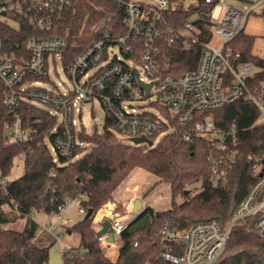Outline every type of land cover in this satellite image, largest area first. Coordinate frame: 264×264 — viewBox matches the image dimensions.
Segmentation results:
<instances>
[{"label":"built area","instance_id":"2783aa9c","mask_svg":"<svg viewBox=\"0 0 264 264\" xmlns=\"http://www.w3.org/2000/svg\"><path fill=\"white\" fill-rule=\"evenodd\" d=\"M113 1L122 12L124 33L112 35L106 32L66 64L69 42L64 32L67 33L66 14L72 0H0L1 18L7 15L4 18L19 27L18 18L25 16L27 26L35 33L17 44V50L10 54L0 40V81L5 88L3 104L14 115V120L5 125L9 142L27 141L37 132L33 126H25L19 117L20 104L24 101L58 119L59 127L53 132L61 131L49 144L56 164H60L61 159L74 161L80 158L75 151L83 146L78 137L84 127L82 107L96 101L105 111L110 130L132 145H135L133 140L142 137L155 144L160 135L174 130L172 120L189 123L201 112L242 99L256 105L260 112L258 123H264V97L258 91L253 93L248 85V80L259 68L238 61L239 55L234 56L227 47L244 32L249 16L257 8L261 7L264 12V0H240L245 4L240 8L223 6V0H205L208 10L198 12L196 20L187 21L179 29L168 24L170 0ZM204 21L209 24L211 39L202 41L196 69L179 77L165 74V69L172 64V57L162 50V41L170 46L179 42L196 44L203 36L204 28L200 24ZM115 48H118L117 52ZM139 48L143 49L140 55L137 54ZM58 64L64 68L69 85L56 83L50 77L51 68L59 76ZM142 83L151 85L148 92ZM147 100L150 101L148 106H156L157 111L137 106V102ZM195 130L211 140L212 150L207 159L213 167V186H225L228 171L235 163L237 124L222 131L212 116L206 115L195 123ZM249 160L253 158L249 156ZM252 164L255 171L262 172L259 159L253 160ZM6 181L0 178V184L5 185ZM72 202L78 204L79 214H87L81 206L82 199L78 198L58 208L54 214L58 221H72L64 215ZM114 212L115 208L98 222L99 231L105 220L111 223L107 233L99 235L98 240L108 254L115 255L112 260L118 255L120 236L132 222L122 221ZM255 215H258L257 228L264 232V172L255 188L237 207L228 225L210 220L176 230L165 222L161 237L165 250L160 259L171 264H214L225 252L234 224ZM55 227V223L48 221L42 231L50 233ZM109 237L114 241L109 242ZM134 245L138 246V241ZM62 254L64 260L74 255L69 250Z\"/></svg>","mask_w":264,"mask_h":264},{"label":"trees","instance_id":"16d2710c","mask_svg":"<svg viewBox=\"0 0 264 264\" xmlns=\"http://www.w3.org/2000/svg\"><path fill=\"white\" fill-rule=\"evenodd\" d=\"M170 2L168 24L176 29L182 27L194 12H206L209 8L205 0ZM4 17H0V40L10 54L17 50V44L35 33L27 26L25 16L18 18L19 27ZM200 26L204 32L196 44L179 42L170 46L162 41V50L172 57V64L165 69V74L179 77L196 69L201 43L211 39L208 22L204 21ZM65 29L69 42L68 59L65 60L68 64L106 32L112 35L124 33L122 12L113 0H72ZM254 43L255 37L242 32L227 47L234 56L239 55L238 61L259 68L248 80V85L253 93L258 91L264 97V58L253 54ZM142 51L139 48L137 54ZM4 97L5 88L0 81V178L7 179L5 185L0 184V264H49L52 245H45L44 238L38 239L42 230L34 215H54L67 201L78 198L82 199L81 206L87 212L93 210L94 216L69 228L71 233H80L82 250H69L74 255L65 258V264H171L160 259L165 250L161 240L165 222L176 230L210 220L228 225L237 207L255 188L264 172V123H258L260 112L249 100L242 99L201 112L189 123L172 120L174 130L152 147L122 142L110 130L108 121L103 133L97 130L87 133L83 127L78 134L83 146L75 151L80 158L74 161L61 159L60 164H56L49 144L61 131L53 132L59 127L58 119L24 101L20 104L19 117L25 126H33L37 132L27 141L9 142L5 125L14 120V115L4 106ZM162 111L168 114L166 110ZM206 115L212 116L219 130H226L233 123L239 130L238 144L234 148L235 163L228 171L227 184L218 188L213 186V167L207 159L212 150L211 140L195 130V123ZM20 156L24 158V173L8 180L15 168V160ZM249 156L260 160L262 172L254 170ZM136 169L153 174L157 178L156 184L170 186L172 207L158 212L148 207L122 233L118 257L112 260L105 255L98 240L95 216L113 200L115 190ZM196 184H200L202 190L190 196L187 188ZM177 196L185 198L180 205L175 203ZM147 215L151 227L132 233V226ZM20 218L26 219L22 230L9 227ZM257 220L258 215H255L234 224L225 252L214 264H264V232L257 228ZM46 235L50 239L49 233ZM137 241L138 246H135Z\"/></svg>","mask_w":264,"mask_h":264},{"label":"rangeland","instance_id":"374dc122","mask_svg":"<svg viewBox=\"0 0 264 264\" xmlns=\"http://www.w3.org/2000/svg\"><path fill=\"white\" fill-rule=\"evenodd\" d=\"M223 6H234V7H243L245 4L240 0H223ZM198 12H194L189 16L188 21H194L198 17ZM13 26H16L14 23H11ZM244 33L249 36L255 37V43L253 46V54L264 58V15L262 14V8H257L248 18L247 23L244 28ZM118 48H115L117 52ZM57 71L59 76L54 74L53 68L50 69V77L56 82H64L67 85L68 79L64 68L61 64L57 65ZM144 76V75H143ZM150 103L147 101L137 102V106L149 108L151 112L157 111L156 106H148ZM82 122L87 133H92L94 130L103 133L106 129L107 118L104 109L101 104L96 101L93 105L86 104L82 107ZM165 134L160 135L155 144L161 141L164 138ZM122 142L129 144L126 139H123L118 136ZM132 145V144H130ZM146 146V145H142ZM24 158L23 156L18 157L15 160V168L12 172V175L8 180L16 179L23 175ZM157 183V178L147 171L142 169H136L132 174L115 190L113 194V200L108 202L106 206L97 213L95 216V224L100 219L106 218L110 215L115 208V212L119 219L124 222H130L135 219V214L133 213L134 203L137 199H140L144 206L149 203L153 204L154 211H167L172 207V195L170 186L167 183ZM202 188L200 184L193 186H188L187 191L190 196L198 194L201 192ZM185 201L183 196H177L175 198L176 204H182ZM118 207V209H117ZM9 208V207H7ZM71 218L70 223H63L58 221L54 215H46L43 213L35 214V219L41 226L46 225L49 222L55 223L56 227L52 229L49 233L50 239L47 237L45 231L39 232L38 239L44 238L43 242L45 245H52L50 249V259L49 264H65L63 252L64 250H79L81 249V235L77 231L69 233V228H71L75 223L83 220L85 215L79 214V206L76 202H72L64 214ZM26 219L20 218L14 223L10 224L9 227L15 230H22L25 226ZM96 229L99 231L98 225ZM47 237V238H46ZM59 237V239H57ZM82 250V249H81ZM107 257L114 258L115 255L108 254V250H104ZM118 257V255H117ZM117 257L115 259H117Z\"/></svg>","mask_w":264,"mask_h":264},{"label":"water","instance_id":"95a60500","mask_svg":"<svg viewBox=\"0 0 264 264\" xmlns=\"http://www.w3.org/2000/svg\"><path fill=\"white\" fill-rule=\"evenodd\" d=\"M206 17V16H204ZM143 87L147 90V92L149 91L151 85H145L143 84ZM133 143L137 146H142V145H146L148 147H152L154 145L153 141L150 140V139H147V138H138V139H135L133 140ZM147 208L144 207L142 201L140 199H137L134 203V209H133V213L135 214V219L132 220L131 224L136 221L140 215L146 210ZM94 216V212L92 209H90L84 220H88L90 218H92ZM111 223L109 220H105L103 222V228L99 231V235H105L107 233V230L108 228L110 227ZM151 227V219H150V216H145L143 219L139 220L138 222H136L133 226H132V233H137L138 231L140 230H143V229H149ZM69 233H71V231H69ZM108 241L109 242H113L114 241V238L112 237H109L108 238Z\"/></svg>","mask_w":264,"mask_h":264},{"label":"crops","instance_id":"0c3cea01","mask_svg":"<svg viewBox=\"0 0 264 264\" xmlns=\"http://www.w3.org/2000/svg\"><path fill=\"white\" fill-rule=\"evenodd\" d=\"M144 207H146V208H148V207H152L153 208V204L152 203H149V204H147L146 206H144ZM99 219H101V218H99ZM100 221V220H99ZM98 221V222H99ZM98 222H96L97 224H96V226L98 225Z\"/></svg>","mask_w":264,"mask_h":264}]
</instances>
